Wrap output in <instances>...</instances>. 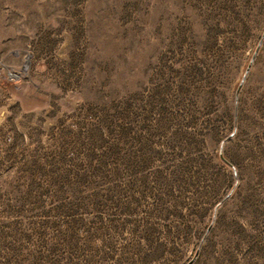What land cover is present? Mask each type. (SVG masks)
I'll list each match as a JSON object with an SVG mask.
<instances>
[{
	"label": "rangeland",
	"instance_id": "rangeland-1",
	"mask_svg": "<svg viewBox=\"0 0 264 264\" xmlns=\"http://www.w3.org/2000/svg\"><path fill=\"white\" fill-rule=\"evenodd\" d=\"M0 264H264V0H0Z\"/></svg>",
	"mask_w": 264,
	"mask_h": 264
},
{
	"label": "built area",
	"instance_id": "built-area-1",
	"mask_svg": "<svg viewBox=\"0 0 264 264\" xmlns=\"http://www.w3.org/2000/svg\"><path fill=\"white\" fill-rule=\"evenodd\" d=\"M11 75L12 76H17V72L14 71Z\"/></svg>",
	"mask_w": 264,
	"mask_h": 264
}]
</instances>
